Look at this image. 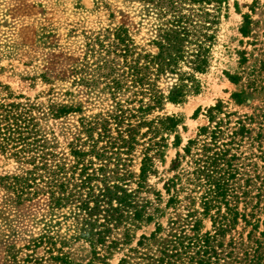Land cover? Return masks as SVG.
<instances>
[{
	"label": "rangeland",
	"instance_id": "obj_1",
	"mask_svg": "<svg viewBox=\"0 0 264 264\" xmlns=\"http://www.w3.org/2000/svg\"><path fill=\"white\" fill-rule=\"evenodd\" d=\"M246 17L250 18V25L249 34L244 35L240 29ZM162 22L158 11L143 0H0V101L31 108L40 134L46 136L51 145H56L57 155H63L73 164L71 146L80 145L85 152L91 151L95 140H99L98 150L107 146V139H99V125L97 130L91 129V134L88 130L94 128L95 122L100 123L114 113L117 102L125 110L138 107L137 102H132L135 100L132 91H124L114 98L107 88V80L95 71L88 72L87 66L93 70L92 63L96 61L89 49L106 55L98 38L107 46L113 41V31L124 27L139 47L155 53L152 42ZM216 36L209 70L205 74H196L200 92L189 93L179 104L166 100L162 109H155L149 116V119L175 116L180 123L173 131L162 135L166 145L162 155L156 156L155 150L150 152L153 168L144 188H139L138 183L151 134L140 135L139 144L130 154L119 155L116 148L107 147L106 157H87L93 159L96 169L106 167L104 174L111 184H128V189L135 192L137 205L146 206L141 223L128 220L126 225L124 222L122 226L111 225L105 247L98 245L95 248L83 237L86 215L76 209V204L53 209L50 194L43 191L36 197L30 196L29 200L19 201L17 194L7 186L10 181L3 178L21 175L28 165L0 155V264L22 262L28 253L24 248L46 231L65 243L64 250L75 263L121 264L127 259L126 264H146L153 255L155 258L160 256L158 249L171 250L180 242L190 247L183 253L180 264H195L193 259L198 248L189 246V240L185 239V235L193 234L189 223L195 221L192 219L201 220L203 234L214 235L215 227L209 216L202 215L198 199L202 190L192 181L195 169L192 157L180 160L176 170H173V163L178 154L185 156V147L190 140L199 139V145L202 143L205 137L201 135V129L215 125V122L210 123L207 109L220 101L224 104V112L229 114L227 118L225 114L221 115L228 123L223 129L228 133L244 127L243 135L237 141L239 145L231 153L239 159L238 185L244 187L242 191L250 192V202L254 198L252 206L256 205L257 194L263 191L264 195V0H228L216 27ZM230 75L239 77V81L232 82ZM85 78H89V83L83 82ZM176 81L175 76L165 75L155 84L167 97ZM234 94H241L243 101L238 103ZM66 106L72 111L59 118L49 112L50 107L57 110ZM146 131V128L142 129V133ZM112 132L116 137L115 124ZM195 152L194 149L193 154ZM118 164L122 166L118 167ZM123 175L125 182L115 181V177ZM175 175L181 179L176 181L179 194L177 202L168 205L171 195L165 184ZM247 181H251V185L247 186ZM97 183L103 187L102 183ZM244 207L243 203L239 204L241 212ZM263 209L264 197L257 214L260 224L256 233H252V226L240 221L226 236L225 244L232 239L237 244L242 240L249 244L251 237L263 241L260 235L264 231ZM131 211L133 209L124 211L122 207L120 213L127 217ZM188 214L195 216L190 219ZM148 215L154 217L151 222L146 220ZM102 216L100 222L103 223ZM158 225L163 228L158 238L161 245L149 243L148 252L137 247L141 238H150ZM128 234L129 244L107 248L115 239L123 243ZM130 248H137L138 252ZM43 252V249L38 250V256ZM242 252L239 258L242 264H247Z\"/></svg>",
	"mask_w": 264,
	"mask_h": 264
},
{
	"label": "trees",
	"instance_id": "obj_2",
	"mask_svg": "<svg viewBox=\"0 0 264 264\" xmlns=\"http://www.w3.org/2000/svg\"><path fill=\"white\" fill-rule=\"evenodd\" d=\"M143 1L155 8L163 21L156 39L152 42L156 48L155 53L139 47L130 36L128 29L124 27L113 31V41L107 46L98 38L101 50H105L106 55L101 56L102 53H97L94 48L89 49L96 61L92 63V66H95L93 70L91 66H87L88 72L95 71L100 78L107 80V88L114 98L124 91H132L135 98L132 102L138 103V107L125 110L117 102L114 113L108 115L107 119L100 120V123L95 122L94 128L88 130L91 134V129L97 130L99 125V139H107V146L98 150L99 140H95L89 152L82 151L80 145L71 146L70 152L74 163L70 164L66 157L55 153L56 145H51L48 138L40 134L31 108L20 103L5 104L0 101V155L28 165L21 175L3 178L4 181H10L8 188L17 194L19 201L29 200L30 196L36 197L43 191L50 194L53 209L76 204V209L86 215L82 235L95 248H98V245L106 246L107 239L110 238L111 225L122 226L123 222L126 225L128 220L132 223H141L144 220L146 206L137 205L135 192L128 189V184L124 186L111 184L110 179L104 174L106 167L96 169L93 159L87 157L104 158L109 153L108 148H116L120 152L119 155L130 154L139 144L140 135L146 137L151 134L138 183L139 188H144L153 168L150 152L155 150L156 156L162 155V149L166 147L162 135L173 131L180 123L175 116H158L155 119H149V116L155 109H162L166 100L179 104L187 99L189 93L200 92L196 74H205L210 68L211 51L217 37L216 27L220 23L224 7L228 4V0ZM249 25L250 18L246 17L240 29L242 34H249ZM185 67L188 69L186 70ZM165 75L177 78L167 97L157 90L155 84V81ZM86 79H83V82L89 83V78ZM229 79L234 83L239 81V77L236 76L230 75ZM146 97H148L147 101H145ZM234 98L238 103L243 101L241 94H234ZM49 109L56 118L72 111V108L69 109L67 106L57 110L51 107ZM207 113L210 123L215 122V125L202 128L201 135L205 137L202 143L199 145V139L190 140L185 147V156L178 154L173 163V170H176L180 166V160L187 156L192 157L195 165L192 181L202 190L198 198L203 210L202 215L209 216L215 227L214 235L210 232L203 234L201 220L192 219L195 221L189 223L193 234L190 237L185 235L187 237L185 239L189 240V246L192 244L198 248L193 261L195 264H222L223 261L225 264H242L239 255L243 251L246 259L244 262L262 264L264 231L260 233L263 241L251 237L249 240L252 242L249 244H245L243 240L237 244L233 239L228 245L224 242L226 236L240 221L252 226V233H256L260 224L257 214L260 212V203L264 197L263 191L257 194L255 208L252 206L254 198H251L252 202L249 199L250 192L242 191L244 187L238 185L239 159L236 154L231 153L238 144V139L243 135L244 127L239 122L241 127L237 130L227 133L223 129L228 123H225L221 115L225 114L227 118L229 114L224 112L222 101L207 109ZM217 118L219 120L215 121ZM131 120L136 122L133 123ZM114 124L117 128L116 137L112 132ZM143 128L147 129L144 133H142ZM194 149L196 152L193 154ZM119 155L117 154L118 158ZM115 178V181H126L124 175ZM176 181H181L178 175L165 184L167 192L171 195L168 205L177 202L179 192L176 191ZM97 182L102 183L103 187ZM248 185H251V181H247ZM240 203L245 205L244 212L239 210ZM250 206H252L251 210L248 211ZM107 207L109 209H102ZM122 207L124 211L129 209L133 211L126 217L120 213ZM102 212L107 215L103 217ZM101 216L103 223L100 222ZM194 216L195 214L187 215L190 219ZM153 218L148 215L146 220L151 222ZM162 229V226L158 225L150 238L145 236L141 238L137 247L148 252L149 243L160 246L158 238ZM130 240L128 234L125 240H122L123 243L115 239L107 248L115 246L116 249L121 244H129ZM64 248L65 243L50 235V231H46L44 235L24 248L28 253L19 264H82L73 262ZM40 249L44 250L42 256H38ZM130 249L135 253L138 252L137 248ZM188 249L190 247L185 243L177 242L171 250L158 249L160 256L155 258L153 255L146 264H180L183 253H187ZM127 262V259H124L121 264Z\"/></svg>",
	"mask_w": 264,
	"mask_h": 264
}]
</instances>
